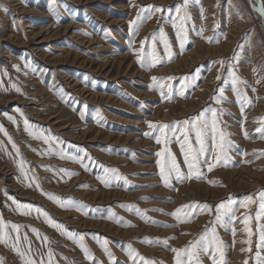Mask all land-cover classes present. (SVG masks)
Instances as JSON below:
<instances>
[{
	"label": "rangeland",
	"instance_id": "374dc122",
	"mask_svg": "<svg viewBox=\"0 0 264 264\" xmlns=\"http://www.w3.org/2000/svg\"><path fill=\"white\" fill-rule=\"evenodd\" d=\"M183 4L184 0H0V125L7 133H0L5 145L0 149V215L6 222L22 225L21 234H27L34 249L46 253L51 248L55 264H113L101 246L105 239L114 264H133L127 255L129 244L144 260L176 264L172 249L188 248L206 227L213 226L217 205L229 202H235L234 216L228 213L222 224H215L225 246L224 259L228 264H257V252L264 258V247H258L264 232V214L258 218L264 203V138L257 131H264V15L256 10L264 6V0H189L186 9ZM147 5L165 10L144 19L138 33L130 36L129 22ZM178 6L181 15L188 13V19L182 21L187 36L183 50L173 23H181L176 17ZM161 31L171 58L159 38ZM204 37H219V42ZM153 49L160 63L142 67ZM221 59L223 67L218 63ZM232 72L247 82L240 86L250 101L243 112L231 90ZM152 77L165 78L163 83L172 85L165 96L151 88ZM184 77L192 85L180 95ZM219 89L226 99L217 103ZM213 108L220 129L232 142L229 159L219 165L213 159L211 171L202 164L200 179H172L171 187L164 186L156 163L163 155L156 153L170 151L187 174L181 145L186 149L188 142L182 130L198 113L210 119ZM24 117L46 135L58 137L60 146L72 155L87 152L84 163L88 169L55 154H39L49 145L24 131ZM149 122L177 130L164 143H157L159 132L149 128ZM9 136L18 145L20 156ZM189 142L198 147L194 133H189ZM20 160L27 162V177L20 170ZM101 165L117 169L130 186L126 188L120 181L105 187L98 179L103 176ZM59 169L77 174L69 178ZM33 173L44 192L74 198L87 207L83 212L64 210L37 189ZM249 196L252 202L242 207ZM13 198L43 209L68 233L84 234L92 259L78 243L50 227L43 216L37 218L34 211L20 214ZM127 204L141 210L157 209L144 213L157 223L145 222L135 210L121 206ZM194 204H208L212 210L184 209L180 213L183 220L169 215ZM112 213L123 219L115 222L109 218ZM33 228L41 238L47 236V246ZM246 240L250 243H242ZM200 259L201 264H212L208 254ZM0 264L22 261L10 246L0 244Z\"/></svg>",
	"mask_w": 264,
	"mask_h": 264
},
{
	"label": "snow or ice",
	"instance_id": "6c2138e0",
	"mask_svg": "<svg viewBox=\"0 0 264 264\" xmlns=\"http://www.w3.org/2000/svg\"><path fill=\"white\" fill-rule=\"evenodd\" d=\"M189 0H184L183 8L186 9L188 5ZM165 9L162 6H156V5H147L142 6L140 9V12L137 14V18L129 22V31L130 36H135L138 33L139 27L143 23L144 19H150L151 16L154 13H159L164 11ZM181 7L178 6L176 8V17L179 18L181 23L176 24L175 21L174 27H176L177 30V39L180 43V48L183 50L185 47V43L187 41L186 36V30L184 23L182 21L188 19V13L185 11L183 15H181ZM260 12L261 15H264V6H261L256 9ZM203 33V29H201V34ZM157 36H153V39L155 40ZM159 38L164 41V47L165 51L168 52L169 57L171 58V52L169 51V44L167 42V39L165 38L163 32L161 31L159 33ZM209 42L215 41L219 42V37H204ZM129 43L131 44L132 41L130 40ZM143 41H141V45L143 46ZM138 61H140V57H137ZM158 63H160V57L157 56L155 49H153L152 53L149 54L147 58L144 59L142 63V67H154ZM218 63L223 67L224 61L221 59L218 61ZM196 77H193L195 79ZM231 78V84H232V91L236 94L238 102L241 104V111L243 112L244 104L249 103L246 93H244L241 89V85H245L247 82L243 81L238 75H236L235 72H232L230 74ZM165 78H156L152 77L153 85L151 88H155L160 91L161 96H165V92L168 89L172 88L171 84L165 85L163 83V80ZM167 80L173 79L172 77L166 78ZM217 80L221 79V76L218 74L216 77ZM185 81H188L185 83ZM181 83L183 84V88L180 90V95L184 94V89H187L188 87H191L192 81L188 80L187 77L182 78ZM259 83V81H258ZM15 87V85H13ZM16 91L19 92L20 89L16 88ZM219 94L216 97V102L220 103L222 100L226 99L223 94V89H219ZM172 93L171 91H168V96L171 97ZM86 107V106H85ZM16 111H20L19 109H16ZM211 118L208 119L205 117L204 113H198L196 116L192 118V121L190 125L182 130L184 140L188 142V146L185 149V145H181V149L183 152L184 157V164L187 166V174L182 172L180 165L178 164L175 156L168 151L167 149L162 150V152L156 153L158 157L163 155L162 160H157V166L159 168V175L164 183V186L171 187V180L175 179L177 182L191 179L195 177L196 179H200L203 176V172L201 171V165H206L208 170L211 171L215 165L226 163V161L229 159L228 157V150L232 145V142L227 139V133H225L223 130L219 127V120H218V113L215 108L211 109ZM223 109L220 110V114H223ZM21 116H23V113H20ZM7 115V118L12 121L14 124L16 123V120L13 116ZM180 122H177L179 124ZM185 125H188V121L183 122ZM24 124V131L28 133L29 136H31L33 139L42 140L45 144L49 145L47 149H44L43 151L39 152L41 155H52L55 154L61 159H66L72 162H76L81 164L85 170L88 169L89 165L84 163L86 158H89V154L87 152H84L83 155L76 156L72 155L70 152H68L66 149L62 148L61 141L58 137H52L45 134V131L43 129L38 128L37 126H34L26 117L23 119ZM149 128H152L153 130H156L159 132V136L156 137L157 143H164L166 137H170L171 134H174L177 129L173 128L170 125L167 124H160L159 126L152 124L149 122ZM168 129L166 132L165 130ZM258 132H261L262 138H264V131H261L260 128H257ZM0 133H4L7 135L3 125H0ZM189 133H194L195 143L198 145V147L194 148L192 144L189 142ZM145 135H149L148 133H145ZM247 136V133H245ZM9 143L12 144V148L15 151L17 156H20V149L18 145L12 140V138L8 137ZM211 141V145L209 146L208 141ZM53 145H55V149L53 148ZM5 145L3 141H0V149H4ZM36 151V149H33ZM10 154V153H9ZM202 157L204 159H202ZM214 159L215 165L212 163V160ZM27 162L24 160L19 161V167L22 173L25 174L27 177V171L25 170V164ZM46 168H50V166H45ZM103 168V176L98 177V179L101 180V183L104 184L105 187H110L116 182H123V185L127 188L130 186V182L127 180L125 176L119 173V171L115 168L111 167H105L101 165ZM60 173H63V175L71 178L73 175H76L74 171H71L69 169H59L57 170ZM31 179L36 183L37 189H39L42 194L47 196L49 199L56 202L59 206H61L64 210H69L72 208H75L80 211H84V208L87 206H83V202H78L74 198H62L59 197L56 194L53 193H46L43 191V189L40 188V184L35 177V174L33 173ZM31 187V183L28 185ZM80 187H84L83 185H80ZM264 195V194H262ZM146 199V198H144ZM13 202L16 204V210L22 214V215H31L34 211L37 214V218L40 216H43L45 219V222L50 226L55 228L57 231L61 232V234L65 235L66 238L73 240V242L78 243L81 247V250L85 253V256L89 259H92V254L90 250L86 247L84 244V234H70L67 232V230L58 222L53 220L51 216L44 211L43 209L39 207H34L32 205H26L21 204L14 200ZM252 202V197L249 196L246 198L245 203H243L242 207H247V204ZM235 202H229L226 204H219L216 207V216L215 220L213 222V226L206 227L204 233L201 234V236L194 242L191 243L190 246L186 249H172L173 252L176 253V264H201V255L208 254L210 255L212 259V264H228L227 260L224 259L225 256V246L223 245V242L219 239L217 236L216 230H215V224H222L223 223V217L228 214L232 213L234 216L235 208L233 207ZM128 211L135 210V213L137 215H140L142 219H145V222H152L157 223L156 221H149L145 216L144 213L146 211H154L157 209H150V210H141L139 209L135 204H127V205H121ZM193 207H198V209L203 211H211V206L208 204L203 205H183L180 208H177L175 212L170 213L169 215H172L176 217L177 220H183V217L180 215V213L184 209H191ZM261 213H258V218L260 214H264V203H261L260 205ZM84 214H87L86 212ZM187 215V213H185ZM111 219H113L115 222H120L123 218L116 217L114 213L110 215ZM245 225H247V219L243 221ZM126 226H134L131 225L129 222H124ZM22 225H17L11 222H6L2 215H0V244H4L5 246H10L17 255L21 258L22 264H55V253L52 251L51 248H48V251L46 253H43L40 251V249H34L32 247V241L28 238L27 234H21V228ZM9 228L11 231H9ZM245 231H249V235H251V231L245 228ZM32 232L36 234L38 239H42L43 245L47 246L49 241L47 236H44L41 238V234L38 229L33 228ZM12 233H15V236L12 235ZM233 235H235V230H233ZM260 241L261 243L258 244V247H264V232H261L260 235ZM145 242L152 243L150 238H145ZM242 243L249 244L250 241H242ZM107 240L105 239L104 242L101 244V246L104 248V251L109 256L110 261H113L114 264V258L112 257L111 252L107 248ZM246 249H241V251H245ZM247 251H251V248H248ZM127 255L129 258L133 261V264H139L140 260L144 261V264H155L153 261L144 260V258L139 257V254L135 249L131 247L129 244L127 247ZM46 257V258H45ZM257 258V264H264V258L260 257V253H256ZM66 259V258H64ZM244 264H247V261L244 262Z\"/></svg>",
	"mask_w": 264,
	"mask_h": 264
},
{
	"label": "bare ground",
	"instance_id": "6f19581e",
	"mask_svg": "<svg viewBox=\"0 0 264 264\" xmlns=\"http://www.w3.org/2000/svg\"><path fill=\"white\" fill-rule=\"evenodd\" d=\"M180 231V230H179Z\"/></svg>",
	"mask_w": 264,
	"mask_h": 264
}]
</instances>
